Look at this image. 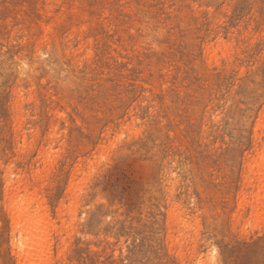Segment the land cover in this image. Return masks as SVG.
<instances>
[{"label": "rangeland", "instance_id": "rangeland-1", "mask_svg": "<svg viewBox=\"0 0 264 264\" xmlns=\"http://www.w3.org/2000/svg\"><path fill=\"white\" fill-rule=\"evenodd\" d=\"M208 251L264 264V0H0V264Z\"/></svg>", "mask_w": 264, "mask_h": 264}, {"label": "bare ground", "instance_id": "bare-ground-1", "mask_svg": "<svg viewBox=\"0 0 264 264\" xmlns=\"http://www.w3.org/2000/svg\"><path fill=\"white\" fill-rule=\"evenodd\" d=\"M9 183H10V182H9ZM10 184H11V183H10ZM10 184H9V185H10ZM11 185H12V184H11ZM11 185H10V186H11ZM17 185H18V186L15 187V189H14V190L16 191L15 194H16V193H19V190H20V189H22V190H24V191H25V190L27 191L26 188L28 187V186H27L28 184L26 185L27 187H26L24 184H21V183H19V184H17ZM22 190H21V191H22ZM21 191H20V192H21ZM19 235H20V234H19ZM24 244H25V240H24V238H23V235H20V236L18 237V239L16 240V242H14L15 247L18 248V249H19L21 246H23ZM212 255H213V254L211 253V251H208L207 254L205 255V260H203V262H202L201 259H200V260L198 259L199 261H197L196 264H214V259H215V257H213ZM20 263H21V261H20Z\"/></svg>", "mask_w": 264, "mask_h": 264}]
</instances>
